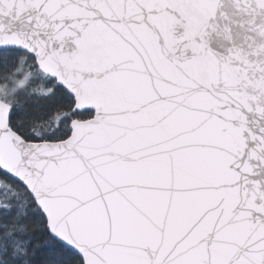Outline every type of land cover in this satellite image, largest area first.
Returning <instances> with one entry per match:
<instances>
[{"label": "snow or ice", "instance_id": "6c2138e0", "mask_svg": "<svg viewBox=\"0 0 264 264\" xmlns=\"http://www.w3.org/2000/svg\"><path fill=\"white\" fill-rule=\"evenodd\" d=\"M0 264H264V0H0Z\"/></svg>", "mask_w": 264, "mask_h": 264}]
</instances>
